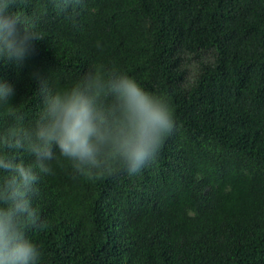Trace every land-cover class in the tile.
<instances>
[{
    "label": "trees",
    "instance_id": "16d2710c",
    "mask_svg": "<svg viewBox=\"0 0 264 264\" xmlns=\"http://www.w3.org/2000/svg\"><path fill=\"white\" fill-rule=\"evenodd\" d=\"M18 0L43 39L19 73L0 67L29 116L28 73L61 84L120 70L174 110L175 130L135 175L67 162L38 183L39 264H264V0Z\"/></svg>",
    "mask_w": 264,
    "mask_h": 264
},
{
    "label": "clouds",
    "instance_id": "9594fccd",
    "mask_svg": "<svg viewBox=\"0 0 264 264\" xmlns=\"http://www.w3.org/2000/svg\"><path fill=\"white\" fill-rule=\"evenodd\" d=\"M72 2L55 0L54 6L64 10ZM17 3L0 0V67L19 73L43 37L14 10ZM28 75L39 98L32 116L16 102L15 84L0 76V264H39L42 250L28 230L40 226L33 200L54 164L98 177L116 164L135 175L155 161L176 128L167 99L126 72L93 66L70 84L50 70Z\"/></svg>",
    "mask_w": 264,
    "mask_h": 264
}]
</instances>
